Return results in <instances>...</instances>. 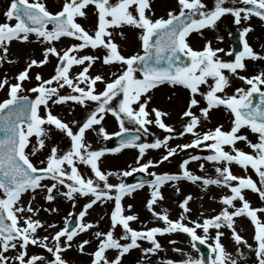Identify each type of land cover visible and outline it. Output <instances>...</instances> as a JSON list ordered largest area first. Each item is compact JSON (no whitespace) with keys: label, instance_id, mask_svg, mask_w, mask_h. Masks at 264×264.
Here are the masks:
<instances>
[{"label":"snow or ice","instance_id":"1","mask_svg":"<svg viewBox=\"0 0 264 264\" xmlns=\"http://www.w3.org/2000/svg\"><path fill=\"white\" fill-rule=\"evenodd\" d=\"M230 2L234 5L239 0ZM243 3L248 7L226 6V0H214V6L208 8L204 0H176V8L167 11L166 17H154L149 0H64L61 9L56 12L49 11L44 0H10L3 13L5 19L0 21V63L5 60L13 62L8 59L9 46L13 41L33 42L32 37L34 42L43 46V58L30 59L26 67L14 77L15 82H11L7 76L0 78V89L7 93V98L0 101V264H68L62 253L72 247L77 235L96 227L98 221L83 222V218L98 201H114V207L110 213L109 230L94 233L97 246L90 254V264H121L125 254L141 247L138 243L141 240L150 244L149 247H143L144 254L158 253L162 248L157 239L158 234H187L191 247L195 249L196 242L204 244L208 241L210 229L215 230L212 236L215 242L208 244L211 254L207 256V261L204 256L194 258L177 248L174 251L181 252L187 258L180 261L169 259L167 264H227L229 260L231 264H237L221 242L224 227L231 230V236L238 245L243 242L254 252L256 264H264V207L251 206L243 195V190L249 189L264 200V72L243 76L238 71L246 69V58L264 59V55L255 52L245 39V34L251 30L250 26L240 29L243 47L235 53L232 61L222 60L218 53L224 50L213 48L211 42H206L200 49H194L188 42L191 33L202 35L201 30L216 28L217 21L226 14L233 17L236 25H242L253 15L264 20V0H243ZM89 5L94 6L97 22L93 29L86 30L77 22V17H85V9ZM122 25L140 30L142 52L124 55L120 51L109 29ZM119 35L123 37L122 32ZM62 38H72L76 42L58 49L56 43ZM88 48H103L105 52L103 56L80 54ZM50 57L56 58L54 74L45 79L36 73V83L25 90L23 82L32 79L30 69L45 65ZM98 60L106 66L118 64L119 70L111 73V79H105L102 74H90V69ZM73 66L80 68L75 74L71 71ZM225 70L243 81V86L228 93L226 89L231 85V80ZM98 82L103 84L102 90H97ZM165 83L183 86L189 92L186 109L181 113L182 118L187 120L179 132L164 122L163 117L168 115L167 112L148 107L152 99L151 91ZM202 86H207L206 90H202ZM65 87L71 92L62 94L61 89ZM22 91L32 96L21 95ZM197 96L205 102V106H200L201 99ZM255 96L259 97L258 103L254 102ZM69 101L84 107L89 103L95 105L83 122H71L77 125L75 131L68 122L53 114L50 107ZM220 107L231 114L230 129L224 130L222 125H218L208 131H198L202 121L209 119L210 110ZM194 108L199 109V115L193 111ZM108 113L119 124V132L111 135L140 131L148 133V126L153 124L168 135L162 139L156 138L152 143H137L140 139L138 135H127L120 140L119 148L93 150L85 140L86 130L100 125ZM126 121L136 127H126ZM48 125L55 126L71 139V150L59 154L57 147L53 146L43 159L34 163L31 157L45 147ZM244 127L256 135L255 142L240 133ZM98 133L105 139L110 135L104 127H100ZM185 134L192 135L190 142L169 146L171 139ZM32 137H35L36 143L29 152L26 149ZM238 141L245 142L251 151L237 148ZM225 146H229L230 150H225ZM124 147L139 150L136 158L138 167L118 172L102 170L100 158L106 152L114 153ZM161 147L166 152L159 160L140 162L146 150ZM190 148L206 149L208 155L187 156L180 162L181 171L176 174L153 172L150 175L154 179L140 180L136 184L125 183L121 179L137 171L147 172L150 167L168 161L178 151ZM202 160L222 165L215 168L216 178L201 177L189 170L191 161ZM78 163L88 166L92 175H83ZM232 163L245 171L250 167L258 176V182L251 175L233 174L230 168ZM199 168L203 169L204 164L200 163ZM113 175L119 179L118 183L110 182L109 178ZM180 179L202 181L203 186L218 185L228 189L230 194L220 197L223 207L217 214L200 219L188 215V204L192 199L191 194H188L179 202L182 209L179 217L172 219L167 210L158 212L154 205L163 199L161 186ZM45 180L52 183H43ZM146 184L151 189L146 207L164 226L135 229L131 222L139 220V217L131 213L130 204L127 206L128 214H125L122 199ZM38 190L46 201L53 202L60 195L72 201L73 207L77 195L91 198L79 211L77 223L71 230L68 218H65L63 227L41 236L38 230L55 229L57 225L36 218L40 208L32 205ZM29 193L30 199L24 202L23 196ZM237 200L240 201L239 206L235 203ZM44 210L58 212L55 207ZM71 216L72 213H68V217ZM240 216L250 218L254 226V244H248L237 234L234 218ZM118 226L122 229L119 237L115 235ZM198 230L203 235L198 234ZM89 243L87 239L82 240L77 248L83 253L85 245ZM30 246L45 249L51 258L43 254H29ZM107 250H116L113 259L107 257Z\"/></svg>","mask_w":264,"mask_h":264},{"label":"rangeland","instance_id":"2","mask_svg":"<svg viewBox=\"0 0 264 264\" xmlns=\"http://www.w3.org/2000/svg\"><path fill=\"white\" fill-rule=\"evenodd\" d=\"M243 1V0H239ZM31 2V0H30ZM49 11L56 12L59 11L62 7L64 0H44ZM152 14L154 17L165 16L167 11L176 8V0H149ZM208 8L214 6V0H204ZM10 0H0V21H3L5 18L3 13L7 10ZM233 6L230 0H226V6ZM87 15L85 17H77V22L80 23L86 30L93 29L97 22V16L94 10L93 5H89L85 9ZM14 23V21H13ZM244 26H250L251 30L245 34L246 40L252 49L264 55V24L262 21L257 19L254 15L246 22H243L242 25H236L233 23V17L226 14L219 21H217L216 28H205L202 31V35L198 32H193L188 37V42L194 49L202 48L206 42H211L213 48H221L224 51L218 53V56L227 61V55L231 51L232 43L231 37L236 32ZM50 27V26H49ZM110 31L113 32V37L115 42L120 46V51L124 55H131L136 52H142L140 47L139 34L140 30L129 25H122L119 28H110ZM123 33V37L119 33ZM220 37L221 39H217ZM33 42H18L13 41L9 46L8 59L12 60V63L4 62L0 63V78L7 76L11 82H15L14 77L18 74L19 71L23 70L26 67L27 62L30 59L35 58L40 60L42 56V45L34 42V37H32ZM72 38H62L60 42L56 43L57 48H64L71 43H74ZM105 50L103 48L97 49H84L81 51L83 54H91L95 56H103ZM244 63L246 64V69L238 70L240 75L243 76H252L260 72H264V59L253 60L251 58H246ZM56 64V58L50 57L49 62L42 66H33L30 69L31 80H26L23 82L24 89L33 86L35 81L36 73H40L41 76L45 79L49 78L54 74V68ZM118 64H113L111 66L103 65L99 60L93 65L90 69V74H102L105 79H111V73L117 72L119 70ZM80 70L78 66H73L72 73L75 74ZM225 74L229 75L231 80V85L226 89L228 93H232L236 87L243 86V81L232 76L231 73H228L225 70ZM211 82V81H210ZM207 86H202V90H206ZM103 84L97 83V90H102ZM71 90L65 87L61 89L62 94H68ZM21 95L32 96L31 93L27 91H22ZM150 95L152 99L149 104V109L151 107H156L164 112H167L168 115L163 117L164 122L168 125H171L176 132L182 130V125L186 122L187 118H182L181 113L186 109L189 92L183 86L176 85L172 86L169 84L159 85L157 88L151 91ZM4 98H7V93L4 89H0V101ZM198 99H201L197 96ZM94 103H89L86 107L75 104L74 102H66L57 105H50L53 114L57 115L60 119L65 122H68L74 131L77 128V125L72 124L73 120L77 122H83L87 117L90 110L94 107ZM205 106V102L201 99V105ZM194 112L199 115V109L194 108ZM43 114V109H42ZM209 119L202 121V124L198 127V131H208L214 129L218 125H222L224 130H229L231 126V114L227 112L223 107L215 108L210 110ZM113 121L114 127L112 129L105 130L110 134L107 139L103 137L102 134L98 133L100 127H105L107 122ZM48 137L45 140V147L39 151L35 156H32V160L36 163L39 159H43L49 152L50 149L55 146L57 147L58 153L63 154L71 150V139L67 135L55 128V126L48 125ZM126 127L133 129L136 126L126 121ZM148 133L141 131L146 137V143H152L156 138H163L165 135H168L164 130L160 129L155 124L149 125ZM119 132V124L116 121L115 117L111 113L105 115L103 121L100 125H94L92 129L86 130L85 140L91 145L93 150H98L101 148H111L110 144L115 135L112 133ZM240 133L246 135L249 140L253 142L256 141L257 137L253 134L249 128L244 127L240 130ZM191 134H185L183 137H175L169 141V146H175L177 144L190 142L192 139ZM30 145L27 151H31L32 145L36 143L35 137L30 138ZM236 147L240 148L246 152L251 151L247 144L243 141H238ZM225 150H230L229 146H225ZM166 149L161 147L159 149H148L146 150L145 155L140 158V162L144 163L149 159L159 160L160 157L165 154ZM199 154L201 156L208 155V150L202 148H190L183 151H178V153L172 157H169L168 161H165L161 164L156 165L155 167H150L146 173H169L176 174L180 172L179 164L189 155ZM139 155V150L137 148H120L117 152H106L99 160V165L104 171H123L129 170L131 167H138L136 163V158ZM203 163L204 168L200 169L199 164ZM217 165L213 162L208 161H191L188 165L190 171L194 174L201 177L216 178L217 174L215 168ZM78 168L83 175L90 176L92 175L91 170L88 166L78 163ZM230 168L233 174L237 176H247L251 175L254 180L258 182L259 178L255 175L254 171L249 167L245 171L241 166L236 163H232ZM141 171H137L128 177H121L125 183L131 184L132 177ZM110 182L118 183L119 179L113 175L109 178ZM43 183L50 184L52 181L45 180ZM238 183V182H233ZM177 188L179 191H177ZM66 190V189H64ZM151 189L146 184L143 188L136 189L130 195H125L122 199V204L125 207V214H128L127 206L132 205L131 213L137 214L139 220L131 222V226L135 229H140L143 227H153L160 226L163 227L164 224L162 221L157 220L153 217L152 213L146 207V201L150 197ZM160 191L162 192L163 199L158 200L154 205L156 211L167 210V213L170 218L177 219L182 209L179 207V202L182 201L185 196L191 194L192 199L189 201L188 207L190 212L188 215L193 219H200L202 217H210L217 214L223 205L220 203V197L224 194H230V191L226 188L217 185H208L203 186L202 181L191 182L187 179H180L178 181H169L161 186ZM243 195L250 202L253 207H264V200H261L257 193L252 190L245 189L243 190ZM31 194H25L23 196V201L27 202L30 199ZM91 197L85 196L81 197L76 196L75 207H73V202L67 200L66 198L57 195L56 200L53 202L46 201L44 199L43 193L39 190L36 193V199L33 201L34 208H40L38 217L42 221L47 223H55L57 227L55 229H48L47 232L54 233L56 230H59L60 227L64 226L65 218L68 220L74 215L78 214L82 210L83 205L88 202ZM237 206L240 205V201H235ZM55 207L58 209V212H47L44 209ZM114 207V201H104L103 203L98 201L91 209L88 210L87 215L83 218V222H97L98 224L93 229L80 233L74 238L72 242V247L65 250L62 255L63 258L68 261V264H90L92 259L91 253L95 250L97 246V239L94 235L96 231H107L110 228V213ZM72 213L71 217H68V213ZM241 219L242 222H245L243 228L240 227ZM262 219H264V214H262ZM235 224L234 228L237 231V234L241 235L248 244H252L253 235H254V226L250 222V218L246 216H240L234 218ZM224 235L221 237V242L225 246V249L230 253L231 258L236 259L237 264H256V257L254 252L244 245L237 244L234 241V238L231 236V230L227 227L222 228ZM40 232L43 233L44 230L40 229ZM48 233V234H49ZM211 235L208 238L207 244L214 243L212 239L214 236L215 230L210 229ZM47 234V235H48ZM122 234V229L118 226L115 229V235L119 237ZM198 234L203 235L201 230H198ZM89 240L90 243L85 245V251L82 253L77 248V244L82 240ZM157 239L162 245L161 250L155 254H144L142 249L143 247H149L150 244L147 241L141 240L138 243L141 245L140 248H135L130 250L128 254H125L122 257L121 264H167L169 259L174 261H180L186 259L187 256L183 255L181 252L174 251V249H181L183 253H187L194 258H199L201 256L200 252L196 248H192L190 244V237L187 234L183 233H170L164 235H157ZM252 239V240H251ZM169 241H174V243H169ZM125 241H121L124 243ZM29 254H43L46 257H50V254L47 253L45 249L30 246L28 248ZM11 254V253H9ZM117 254L116 250H107L106 255L109 259H113ZM146 256V259H145ZM227 264H231V261H227Z\"/></svg>","mask_w":264,"mask_h":264},{"label":"water","instance_id":"3","mask_svg":"<svg viewBox=\"0 0 264 264\" xmlns=\"http://www.w3.org/2000/svg\"><path fill=\"white\" fill-rule=\"evenodd\" d=\"M237 7H248V5L244 4L243 2H240L238 4ZM264 21V20H263ZM232 44H233V51L228 55V59L230 61L235 59V53L238 51L242 50V42L240 41V36L239 33L235 34L232 37ZM254 102L258 103L259 102V97L255 96L254 97ZM138 135L140 137V139L137 141V143H145L146 139L145 136L141 133V132H130V133H121L119 136H116L113 143L111 144L112 148H119V142L120 140L127 136V135ZM154 177L152 175L146 174V173H137L133 178H132V182L134 184H136L138 181L140 180H152ZM77 217L78 215H76L75 217H73L72 219H70V221L68 222V227L69 230H71L72 227L75 226V224L77 223ZM197 249H199V251L202 253V255L204 256L205 260L207 261V256L210 254L211 250L208 247L207 244H200L199 242L197 243Z\"/></svg>","mask_w":264,"mask_h":264},{"label":"bare ground","instance_id":"4","mask_svg":"<svg viewBox=\"0 0 264 264\" xmlns=\"http://www.w3.org/2000/svg\"><path fill=\"white\" fill-rule=\"evenodd\" d=\"M114 126H115V125H114L113 121H111V122H107L104 128L107 127V129H112ZM217 186H218V185H217ZM220 203H221V202H220ZM242 221H243V219H241V221H240V223H241L240 227H241V228H243V227L245 226V222H242ZM48 233H49V232H47V231H44L43 233H41L40 230H38V234L41 235V236H43V235H47ZM251 240H252V239H251ZM251 242H252V244H253V241H251Z\"/></svg>","mask_w":264,"mask_h":264}]
</instances>
